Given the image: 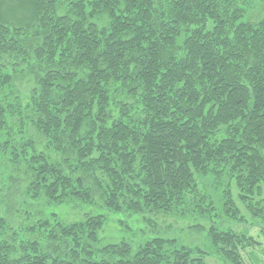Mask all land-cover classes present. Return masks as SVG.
I'll return each mask as SVG.
<instances>
[{"label": "trees", "instance_id": "obj_1", "mask_svg": "<svg viewBox=\"0 0 264 264\" xmlns=\"http://www.w3.org/2000/svg\"><path fill=\"white\" fill-rule=\"evenodd\" d=\"M254 4L0 0V161L26 197L94 203L98 192L109 211L148 222L212 216L204 175L222 184L226 217L246 220L240 203L264 225V10L255 18ZM105 223L51 212L17 230L0 216V264H210L211 252L162 235L102 245ZM196 228L224 264H244L241 249L259 244Z\"/></svg>", "mask_w": 264, "mask_h": 264}, {"label": "rangeland", "instance_id": "obj_2", "mask_svg": "<svg viewBox=\"0 0 264 264\" xmlns=\"http://www.w3.org/2000/svg\"><path fill=\"white\" fill-rule=\"evenodd\" d=\"M252 2L255 3V7L252 8V14L255 17L264 10V2L262 0H252ZM18 85L23 87V90L29 87V84L25 82L18 83ZM32 131L34 130L31 129L28 133L33 134ZM43 144L40 143V145ZM52 154L54 158L57 156L55 153ZM16 176L17 173L10 164H4L3 161H0V216L6 217L11 223V227L17 230L38 218L49 216L51 212H55L66 224L80 221L86 214H103L106 217V223L100 231V243L102 245L125 240L134 247H138L149 236L162 235L168 238H176L178 244L197 246L211 252L207 255V261L210 264H224L222 256L212 252L207 230L201 231L196 228V224H200L204 228L215 225L220 230H228L238 234L245 233L258 240L259 244L241 249V254L244 264H264V225L261 221L253 219L240 203L238 204L246 220L241 222L226 217L222 211V184H218L219 180H214L210 176L203 175L200 177V181L214 202L216 210L212 216L209 213L195 215L191 211L186 215L180 213H147L146 216L152 219L149 222L141 215L109 211L104 207L98 192L94 195V203L73 199L62 203L48 204L43 197L30 199L25 195L24 181L16 179ZM230 188L237 197L238 191L235 184H232ZM150 222L153 223V226L150 225Z\"/></svg>", "mask_w": 264, "mask_h": 264}]
</instances>
